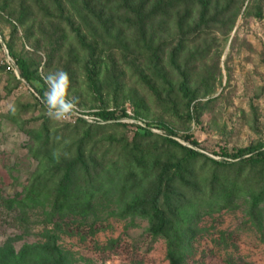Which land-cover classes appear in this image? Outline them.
<instances>
[{"label":"rangeland","instance_id":"1","mask_svg":"<svg viewBox=\"0 0 264 264\" xmlns=\"http://www.w3.org/2000/svg\"><path fill=\"white\" fill-rule=\"evenodd\" d=\"M9 50L44 93L47 73H68L71 120L49 118ZM103 110L127 116L102 121ZM138 126L152 135L137 137ZM165 138L236 165L197 159L166 183L162 168L183 154ZM82 142L87 159L118 163L140 194L170 184L182 264H264V201H253L264 198V166L232 157L264 146V0H208L205 11L198 0H0V250L54 235L71 264H169L148 219L122 217L131 196H109L85 219L52 215L58 178L44 173ZM37 178L45 186L32 200Z\"/></svg>","mask_w":264,"mask_h":264},{"label":"trees","instance_id":"2","mask_svg":"<svg viewBox=\"0 0 264 264\" xmlns=\"http://www.w3.org/2000/svg\"><path fill=\"white\" fill-rule=\"evenodd\" d=\"M198 2L202 5L203 11H205L206 6H208V0H198ZM9 55L15 62L20 78L26 82V84H28L42 100L45 88L44 82L38 80L34 72L30 70L28 62L25 59L14 55L10 50ZM181 90L185 95L189 96L187 89L183 88ZM95 115L102 121H116L122 116H127L124 110L121 111V115L106 110L95 113ZM77 121L78 123H86L81 118ZM162 127L166 129L168 133L173 134L172 130L165 126ZM31 134L33 135V132H31ZM39 135L41 136V134ZM151 135L152 132L148 128L137 127V137ZM164 140L167 147L176 148L183 154L182 161H178L174 164H165L162 168L161 177L162 179L167 180L166 183L169 181L171 182L173 176L179 175L182 172V169L185 168L183 166L184 164H187L190 161H196L197 159L204 158L212 164L223 168L236 165L233 163L213 160L192 148L179 144L171 138H165ZM48 143V140L45 139L44 145L48 146ZM192 144L195 146L197 145L194 141H192ZM263 148V145L247 147L237 151L232 157L234 159H240L241 163L239 164L260 163L264 166ZM83 149L84 143H79L76 154L72 160L57 163L53 167L48 168L44 173L45 179L46 177L58 178L56 190L51 203L52 215H55L58 218L80 216L85 219V217H88L92 208H94L93 205L103 204L104 200H108L109 196L112 198L120 195L126 197L131 196L129 207L123 210V214H121L122 217L134 215L148 219L150 223V233L155 237H165L169 243V264H182L183 258L177 254L174 237H172L170 233L174 229L172 225L174 218L171 217L173 216L172 213L176 216L180 214L179 206L174 209L170 207V184H165V186L159 185L156 190H149L144 194H140L138 192L142 191V188H136L139 184L134 188H128L127 183L122 181V175L126 173V170L119 168L118 163L105 166L104 158L97 159L96 157V159H87ZM247 155L248 157H245ZM136 170L135 167L128 169L129 179L135 177L133 172H136ZM44 183L45 180H42L41 178H37L32 183L27 192L32 200H35V198L39 196L38 189L43 188L45 186ZM253 201L255 205H258L260 202L264 201L263 195L258 194ZM0 264H71V262L60 247L56 245V236L50 235L45 243L24 246L18 253H15L12 249H1Z\"/></svg>","mask_w":264,"mask_h":264},{"label":"clouds","instance_id":"3","mask_svg":"<svg viewBox=\"0 0 264 264\" xmlns=\"http://www.w3.org/2000/svg\"><path fill=\"white\" fill-rule=\"evenodd\" d=\"M47 91L42 102L50 119L58 122L71 120L77 111L78 98L69 95L70 78L67 72L56 70L45 76Z\"/></svg>","mask_w":264,"mask_h":264}]
</instances>
